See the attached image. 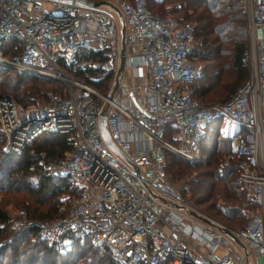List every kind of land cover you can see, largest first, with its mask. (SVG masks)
<instances>
[{
	"label": "built area",
	"instance_id": "built-area-1",
	"mask_svg": "<svg viewBox=\"0 0 264 264\" xmlns=\"http://www.w3.org/2000/svg\"><path fill=\"white\" fill-rule=\"evenodd\" d=\"M86 1L107 2L122 16L124 65L114 88L120 23L109 5L0 0V67L50 68L63 80L61 94L48 91L42 104L0 97L4 149L17 152L48 132L67 135L71 151L49 160L46 170L78 192L62 216L45 222L20 209L13 224L37 228L39 239L61 253L84 241L105 245L122 264H264V0H239L249 75L228 99L210 105L192 96L203 66L195 61L192 24L174 16L169 0ZM149 3H162V12ZM90 53L103 61L76 59ZM59 63L110 72L108 88L67 79ZM102 115L111 141L134 168L105 144ZM219 120L241 128L232 149L242 159L238 180L248 219L238 229L187 205L166 172L168 155L194 160L206 128Z\"/></svg>",
	"mask_w": 264,
	"mask_h": 264
},
{
	"label": "trees",
	"instance_id": "trees-1",
	"mask_svg": "<svg viewBox=\"0 0 264 264\" xmlns=\"http://www.w3.org/2000/svg\"><path fill=\"white\" fill-rule=\"evenodd\" d=\"M184 1H188V9H193L196 12L195 26H192L196 46L194 57L198 62H208L204 66L206 73L192 85V96L205 104L214 101L222 102L228 99L247 80L249 75L247 23L242 13L241 3L239 0ZM162 5V3H149L150 9L156 13L162 12ZM176 18L179 21L190 22L183 18ZM6 53L10 55L9 50H6ZM90 57L103 61V56L96 53H90L89 56L81 54L76 59L83 60ZM72 64H63V67L70 70ZM2 68L0 67L1 70L5 69L4 72L11 71V69ZM1 70L0 76L5 75ZM81 73L85 75L83 82L99 90L102 89V84L105 86L111 78L110 72L104 73L99 67L76 72L78 75ZM99 74H102L101 79L94 80L93 78ZM6 76L12 80V86L4 83L6 87L0 89V97H8L4 95L11 94L16 98L17 91L23 85L37 80V77L24 72L6 74ZM214 88L218 90L221 88L226 92L225 95L223 97L217 95L214 93ZM54 92L57 93L56 90ZM207 94L212 95V97H207ZM212 99L217 100L211 101ZM17 100L20 101L18 98ZM220 121L208 126L206 131L213 126L215 128ZM4 148L5 138L0 130V193L11 196L21 195V202L29 219L47 221L65 214L69 206H63L64 200L60 197L65 195L70 196L71 199L77 197V189L69 180L58 179L48 174L46 164L54 157L63 156L71 151L72 143L68 136L55 132L42 134L17 151V153H23L20 155L23 157L21 162L14 160L15 151H6ZM211 148L206 153V160L194 165L193 162L190 164V162H183L172 155H168L166 172L167 174L176 172V178L184 177L189 179L190 183L198 184L203 196H195L194 194V203L204 207L206 212L225 223L229 228L238 229L244 223L245 214L242 210L246 207L243 190L238 180L242 159L237 156L235 158L231 156V153L222 150V145H211ZM223 156H228L229 159L225 161ZM40 161H44L46 174L41 171ZM180 164L184 165L185 168L179 170ZM196 168L200 169L199 172H195L194 169ZM190 172L195 173L194 178H190ZM32 176L37 178V183L33 186L30 184ZM24 195L27 197H22ZM46 205L47 209L41 210ZM10 227L9 214L0 205V241L10 237L8 239L9 244L5 245L4 242L7 240H4L3 246H1L0 264L6 263L4 259L8 250L9 259L6 264H55L58 262V256L59 264H71L73 262L69 250L75 245L68 251L61 253L47 247L39 239L37 228L18 227L17 229L20 230L15 231ZM15 232L17 233L15 234ZM26 237L34 241L27 244L28 246H25L24 249L20 248L19 250L20 246L16 245L17 242H24ZM101 246L110 250L105 245ZM112 257L110 260L107 256H103L99 260H103V264H122L115 259L113 254Z\"/></svg>",
	"mask_w": 264,
	"mask_h": 264
},
{
	"label": "rangeland",
	"instance_id": "rangeland-1",
	"mask_svg": "<svg viewBox=\"0 0 264 264\" xmlns=\"http://www.w3.org/2000/svg\"><path fill=\"white\" fill-rule=\"evenodd\" d=\"M187 2L184 0H169V1H167V3L170 6H172V12L176 17L189 20L192 23V26H195L194 18H195L196 12L193 9L187 8V6H188ZM241 6H242V4H241ZM198 10H200V9H198ZM198 49H199V53H200V48L198 47ZM195 61L198 62L196 57H195ZM200 63L202 64L203 69H202L201 76L199 78H202L204 73H206V70H205L206 68L204 66L208 62L202 61ZM63 64L66 65V63H59V68L61 71L64 72L67 79L72 78V79H76L79 81H83V76H85V75L82 73L80 75H78V74H76V72L77 71H84V70L78 69L76 67V63H74V64L71 63L72 67L70 70L64 69ZM49 69L50 68H46L45 70H37V72L36 71L35 72H25V71H18V70H11V71L4 72L5 69H3V70L0 69L5 74V75L0 76V89L6 87V86H4V83H6L7 85L10 84V87L12 86V80L10 79V77L6 76V74H14V73H19V72L31 74V75L37 77V80H35L33 83L30 81V82L26 83L25 85H23L19 89V91H17L16 98L11 94L10 95L7 94L4 96H8V97L13 98L15 100H17V98H18L20 101H18V100L17 101L20 103H24V104H42L46 101V93L48 91L54 92L56 90V92L58 94H61V91L63 89L62 88L63 87V82H62L63 80H59L57 78L52 77V75L54 76L56 74L53 73ZM102 71L104 73H107L104 70H102ZM126 71H124L123 76L127 73ZM101 75L102 74H99L98 76L94 77L93 79L94 80H98L99 78L101 79ZM41 82H46V83H41ZM109 83H110V81H107V84H105V86H104V84H102L101 90L105 91L108 88ZM1 85H2V87H1ZM37 89H39V90H37ZM214 93H216L217 95H222V97H223L226 92H224L221 88L219 90L217 88H214ZM206 96L212 97V95H209V94H207ZM214 100H217V99H212L211 101H214ZM216 102L217 101H214L212 103L210 102V104H213ZM202 103H204V102H202ZM210 104H206V105H210ZM235 131H236V124L233 122H229L227 120H225L223 122L220 121L217 123V126L215 128L213 126L210 129H208L206 131L205 138L202 139L200 144H199L198 155L194 158V160L190 161V164L193 162V165H194L198 162L206 160V158H207L206 153H207L208 149H212L211 145H215V146H217V145L221 146L222 145V150H224L228 153H231V156L237 158L233 152V149H232ZM35 144H37V143H35ZM30 150H31V147H30ZM21 154H23V153H17L16 152L14 160L15 161L19 160L18 162H21V158H23L22 156H20ZM223 159L226 161L229 159V157L223 156ZM39 164H41V171H43L46 174V172L44 171V168H45L44 167L45 166L44 161H40ZM178 168L180 170V169H184L185 167H184V165L180 164L178 166ZM194 170H195V172H199L200 169L196 168ZM175 173L176 172H173L171 174L168 173V181L170 182V184L173 187H175L180 192L183 201L187 205L194 208L198 213L209 216V217L223 223L222 221L214 218L212 215H210L208 212H206L204 210V207L199 206V205L194 203V201H193L194 194H195V196H200V197L203 196V194L200 190V186L198 184H195V183H190L191 181H189V179H185L184 177L181 179L176 178ZM194 177H195V173L192 172L190 174V178H194ZM36 179L37 178L33 177V176L30 178V180H31L30 184L32 186L36 185V183H37ZM16 197H17V199L14 200V198H16ZM22 197L26 198L27 196L24 195ZM60 198L64 200L63 206L64 205H65V207L70 206V204H71L70 202L72 200L70 196L65 195V196H62ZM29 201H31V199H29ZM0 205L9 214L10 226H11L10 229H12V230L14 229L15 231H17V230L19 231L20 229H17V228L21 227V226L14 225L13 224L14 219L12 220V218L15 216V212L17 210H20V209H24L26 214H27V211L21 202V195L18 194L17 196H11V195H7L5 193H0ZM32 207H34L33 204H32ZM46 209H47V205L45 207H43L41 210H46ZM242 211L245 214L244 223L242 224V226H243L248 219V214L246 213L245 209H243ZM47 221H45V222H47ZM223 224L225 225V223H223ZM242 226H240V228ZM16 233L17 232H15V234ZM8 239H10V237L5 238L4 240L8 241ZM4 240L0 241V252L2 251L1 246H3ZM7 241L4 242L5 245L9 244V241L8 242ZM32 241H34V240L29 239V237H26L24 242H17L16 245L20 246L19 250H20V248L24 249L25 246L27 247L28 246L27 244H31ZM69 251H71L70 257L72 258V261H73V262H71V264H84V263L85 264H103L102 263L103 260H101V261L99 260L103 256H107L110 260H112V258H113L112 253L108 248H106L104 246H92L86 241L76 244L74 246V248H72ZM8 254H9V250L7 251L5 259H4V261H6V263H7V260L9 259ZM53 255H55V254L53 253ZM58 258H59V256H58ZM58 258H57L58 262H56L55 264H59ZM61 261H62V259H61Z\"/></svg>",
	"mask_w": 264,
	"mask_h": 264
},
{
	"label": "water",
	"instance_id": "water-1",
	"mask_svg": "<svg viewBox=\"0 0 264 264\" xmlns=\"http://www.w3.org/2000/svg\"><path fill=\"white\" fill-rule=\"evenodd\" d=\"M70 1V0H67ZM78 3L86 5V6H91V7H98V6H102V5H109L111 7V9L115 12V14L118 17L119 23H120V53H121V58H120V63H119V69H118V74L115 80V83L113 85V88L116 85V81L118 79V76L120 74V72L122 71L123 65H124V26H123V21H122V16L120 14V12L118 11V9L115 6H112L109 3H105V2H92V1H86V0H77ZM99 130L101 133V136L105 142V144L118 156H120L123 160H125V162L127 164H129L132 168H134L133 164L119 151L118 148H116V146L113 144V142L111 141L109 135H108V131L106 128V124H105V117L102 115L99 119ZM136 174H138V172L136 171ZM176 208L178 209H183L181 206H176ZM192 216L197 217L199 219L200 216H198L195 212H189ZM225 234L227 236H229L232 240H234L237 244H239L241 247H243V245L239 242V240L229 231H226Z\"/></svg>",
	"mask_w": 264,
	"mask_h": 264
},
{
	"label": "crops",
	"instance_id": "crops-1",
	"mask_svg": "<svg viewBox=\"0 0 264 264\" xmlns=\"http://www.w3.org/2000/svg\"><path fill=\"white\" fill-rule=\"evenodd\" d=\"M223 122V121H222ZM241 131V128H239L237 125H236V131L234 133V135L237 133V132H240Z\"/></svg>",
	"mask_w": 264,
	"mask_h": 264
}]
</instances>
